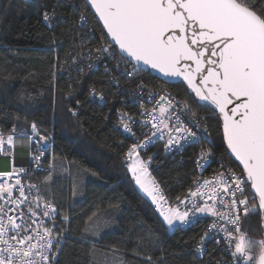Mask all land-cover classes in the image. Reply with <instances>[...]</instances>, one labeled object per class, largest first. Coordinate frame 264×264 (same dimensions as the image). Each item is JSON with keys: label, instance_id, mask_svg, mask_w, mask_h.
<instances>
[{"label": "trees", "instance_id": "16d2710c", "mask_svg": "<svg viewBox=\"0 0 264 264\" xmlns=\"http://www.w3.org/2000/svg\"><path fill=\"white\" fill-rule=\"evenodd\" d=\"M259 5L264 0H258ZM45 11L55 13L49 25L43 20ZM81 15L88 24L78 22ZM105 46L114 54L111 58L98 53ZM85 50L95 66L83 65ZM121 59L83 0H0V134L4 139L32 134L30 127L36 123L39 135L51 143L52 170L34 172L29 179L38 182L41 196L56 206L58 216L69 219L53 264L231 262L215 239L207 242L202 255L197 251L208 229L206 217L168 230L126 170L123 158L133 139L119 127V113L128 109L125 99L138 80L164 79L148 70L128 77L125 70L131 72L132 64ZM117 63L123 71L114 69ZM167 85L200 117H207L202 123L211 142L203 144L211 151L212 164L221 158L241 172L227 153L217 112L200 107L186 81ZM90 88L102 93V103L90 98ZM199 147L187 145L176 155L164 154L160 143L143 150L142 157H153L152 175L170 200L182 197L199 175ZM248 229L252 238L264 237L259 214L243 220L242 230Z\"/></svg>", "mask_w": 264, "mask_h": 264}, {"label": "snow or ice", "instance_id": "6c2138e0", "mask_svg": "<svg viewBox=\"0 0 264 264\" xmlns=\"http://www.w3.org/2000/svg\"><path fill=\"white\" fill-rule=\"evenodd\" d=\"M85 2L95 9L114 45L119 46L120 63L127 60L132 64V71L125 70V74L132 77L138 70L146 71L150 67L166 77H182L200 107H213L214 114L218 110L223 140L242 165L239 174L221 165L224 171L215 172L212 180L204 179L202 183L194 180L196 190L189 189L188 196L177 197L176 206H171L155 179L150 183L145 180V176H150L148 166L153 157L144 160L140 151L165 135L166 153L177 146L179 150L185 144H199L203 137L192 131L181 116L197 129H200L199 121L207 117L197 116L188 102L165 93L151 110L141 105L139 115L143 119L119 113L122 127L133 138L138 139L133 131L136 124L150 130V135L144 132L145 139L133 143L126 153L136 184L151 197L170 229L192 224L201 217L212 219L197 243L201 255L207 242L215 239L232 258L231 262L221 258L217 264H264V238L254 239L250 229L242 230L243 220L254 214H259L264 224V5L258 6V0ZM54 18L55 13L45 11L46 22ZM81 23H87L83 15ZM97 51L110 58L114 55L107 46ZM139 87L144 88L143 82ZM92 91L96 95L95 89ZM157 94L150 92L147 99L151 101ZM100 99L103 100L102 95ZM31 128L38 140L29 139L40 149V154L31 158L39 162L45 155L48 137L39 135L36 123ZM200 131L207 135L206 127ZM13 142V135H8L7 144L12 146ZM4 144L0 134V151ZM211 155L210 150L201 148L196 157L197 167L203 169L201 161L208 162ZM25 171L13 167L9 172H0V177L5 178L0 182V200L6 201L0 203V264H53L56 254L53 252L50 257L49 252L53 248L58 251L63 239V232L57 233L55 228L68 217L57 221L56 206L45 202L40 215L49 218L52 226H44V220L36 219L40 197L37 195L29 201L20 179ZM13 177H16L14 183H9ZM27 187L39 192L37 185ZM17 190L19 195L14 196ZM197 198L203 202L198 203ZM257 199L258 204H250V200ZM25 203H35L36 208L29 206L25 212L22 209ZM181 205L185 206L184 210Z\"/></svg>", "mask_w": 264, "mask_h": 264}, {"label": "built area", "instance_id": "2783aa9c", "mask_svg": "<svg viewBox=\"0 0 264 264\" xmlns=\"http://www.w3.org/2000/svg\"><path fill=\"white\" fill-rule=\"evenodd\" d=\"M50 14V13H49ZM82 16V15H81ZM81 16L78 17V22L81 23ZM84 16V15H83ZM44 20V19H43ZM48 25L51 23V20L46 22ZM88 19H87V23L88 24ZM82 24V23H81ZM90 38H93V34L89 35ZM85 54L87 55L86 58L82 59V63L83 65H87V66H95V63L90 62L89 60V53L87 50H85ZM106 57L110 58L108 55L105 54ZM118 64V63H117ZM117 64L114 65V69L118 72V71H123L121 66L119 65V68L117 67ZM108 67L106 65V67H104V71H107ZM130 72V71H128ZM128 76V75H127ZM129 77V76H128ZM108 80L111 83L116 82V78L113 74H109L108 75ZM141 82H143L144 88L141 89L139 87V85L141 84ZM168 83L166 81H163L162 83H147L144 82L142 79L138 80L137 83L131 88V90L129 91V95L127 96V98L125 99V105H127L128 109L122 110L120 111L123 113H126L128 115H131L133 117H135L136 119H143L144 117H141L139 115L140 111H141V105H143L144 108L151 110L155 104H156V100L159 99V97L161 95H164L165 93H171V98H175V100H180V98L176 95V93L172 92L168 85ZM160 89H163L164 91H159ZM93 89L90 88L89 90V94L91 99L94 100H98L99 102H103L104 100V96L102 95V93L99 90H95L96 95H93ZM152 92V93H158L155 96V99L149 101L147 99L148 94ZM100 95L103 96V100L100 99ZM182 102V101H181ZM197 116H199L196 113ZM181 119L183 120V122L194 132H197V135L202 136L203 138L201 139V142L198 144L199 147V151L200 152L201 148L209 150L208 148L204 147V142L209 140V135L207 134L206 136L200 131V129L205 128V126L202 123V120L199 121L200 124V129H197L196 127H194L191 123L188 122V118L181 116ZM120 121H121V117H120ZM119 121V127H121V129L124 131L125 134H127L128 136H130L122 127L121 122ZM174 123V121H172ZM31 131L32 128L30 127ZM133 131L136 133V138H133V143H139L140 141H143L145 139V135L143 134L144 132H147L150 135V130L149 128H141L140 124H136L133 126ZM14 137V142L12 146H9L7 144V137L4 139L5 140V144L3 146V151H0V172H9L13 169V167H15L17 170L19 169H25V173H21L20 174V179L22 181V183L25 186V193L28 196L29 201H33L37 195H39L40 197V207L37 210V217L36 219L38 220H44V226H52L50 219L49 218H45L42 217L40 215V213H42L43 211V205L45 202L50 203L49 201L45 200V198L43 196H41V190H40V185L38 184V182L36 180H31L29 179V177L31 176L32 173L34 172H40V173H45V172H49L52 170V163H51V158H52V152L49 149V147L51 146V143L48 142V146L45 152V155L42 157V159L37 162L35 160H33L31 157L35 156V155H39L40 154V149L38 147V145L34 142H32V140H30L29 138L32 137L34 139H36L34 137V133L32 132V134H28L26 136H21L20 134H11ZM37 140V139H36ZM155 143H160L162 150L164 152V154L166 155H176V153H178L179 151L183 150L187 145L189 144H185V146L183 148H180L179 150H177V148H179V146H177V148H173L171 152L166 153L165 152V145L167 143V136L165 135V138L162 140H157ZM131 144V145H132ZM191 145H197V144H191ZM7 147V148H6ZM7 150V152L5 151ZM142 152L140 151V156L142 157ZM198 155V154H197ZM196 155V157H197ZM144 160H147L148 158H144L142 157ZM124 160V165L126 170L131 174L133 180L135 181V178L133 177L130 169H129V164L131 163L130 160L127 159L126 155L123 158ZM212 162H214L213 160V156L211 155L210 159L208 160V162H204L201 161V163L204 164V168H198L197 167V163H196V159H195V168L197 169V172L199 175H197L194 180H200L201 183L203 182L204 179H209L212 180L213 179V174L215 172H220V171H224V168L221 167V165H225L227 166V168L231 169L232 171L236 172V173H240L238 172L236 169H234L232 166L228 165L227 162H224L220 159H216V163L213 165ZM37 163H39V168L37 167ZM148 172L150 173V178L153 179V175H152V170L150 169V166H148ZM3 177H0V182L3 181ZM16 179V177H13L9 183H14V180ZM193 180V181H194ZM157 182V180H155ZM193 181L191 183V185L188 187V191L182 196L180 197L181 199H184L186 196H188L189 194V189L195 191L196 190V185L193 184ZM29 184H34L37 185L39 187V192L37 191L36 188H33L31 190L28 189V185ZM136 184V182H135ZM137 185V184H136ZM157 185L159 187V189L162 191L159 183L157 182ZM163 195L168 199L169 204L171 206H176V200H170V198L168 196L165 195L164 191H162ZM248 191L246 190V195H248ZM19 192L18 190L14 192V196H18ZM144 195L146 196L147 200L149 201V203H151V205L153 206L154 210L157 211L159 213L158 208L156 207L155 203L152 201L151 197L148 196L147 193H144ZM225 199H228L227 196L224 197ZM6 201L4 200H0V203H5ZM197 202L198 203H202V199L197 198ZM211 203V202H210ZM253 203V200H250V204ZM29 206L36 208L35 203H32L31 205H29V203H25L22 206V209L27 212V209L29 208ZM190 206V205H189ZM219 206V205H217ZM181 210H184V205H181ZM14 214V213H13ZM63 216H56V220L59 221L62 219ZM162 217V216H161ZM208 219L209 225L212 223V219L210 217H206ZM163 219V218H162ZM69 219L67 221H64L63 223H60L58 226H56L55 231L57 233L63 232V238H65L68 234L67 232V223H68ZM166 224V222H164ZM208 225V226H209ZM167 226V225H166ZM186 226V225H185ZM184 227V226H182ZM168 230H175V229H170L167 226ZM208 230V229H207ZM264 238V237H263ZM63 240V239H62ZM258 240V239H257ZM34 243L36 241H33ZM57 249L53 248L52 252H49V256L51 257L53 252L56 254ZM230 254V253H229ZM232 259V258H231Z\"/></svg>", "mask_w": 264, "mask_h": 264}, {"label": "water", "instance_id": "95a60500", "mask_svg": "<svg viewBox=\"0 0 264 264\" xmlns=\"http://www.w3.org/2000/svg\"><path fill=\"white\" fill-rule=\"evenodd\" d=\"M83 2L85 3L86 7H88L89 11L91 12V14L94 16V18L98 22L100 28L103 30V33H104V36L106 37V39L109 41V43L111 45H114V42L112 41L111 36L107 34V30L103 26V21L100 20L98 14L95 13V9L90 6V3L86 4L85 0H83ZM113 47L115 48V50H117L119 52V46L118 45H114ZM119 54H120V52H119ZM148 71H150L153 75H157L161 79H164V81H166L169 84L177 83V82L183 80L182 77H175V78L174 77H166L162 73H160L158 70H153L150 67L148 68ZM211 108L213 109V107H211ZM216 112L218 114V110H216ZM221 123H222V118H221ZM221 127L223 129V124L221 125ZM222 134H223V130H222ZM223 142H224V144L226 145V148H227L226 141L223 140ZM227 153H228V155H230L238 163L239 166H241V169H242V165L240 164V162L238 160H236V158L234 157V155H232L230 153V150L227 149ZM252 191L254 192V190H252ZM263 231H264V224H263Z\"/></svg>", "mask_w": 264, "mask_h": 264}, {"label": "rangeland", "instance_id": "374dc122", "mask_svg": "<svg viewBox=\"0 0 264 264\" xmlns=\"http://www.w3.org/2000/svg\"><path fill=\"white\" fill-rule=\"evenodd\" d=\"M145 180L146 181H148L149 183H150V181L152 180L151 178H150V176H145ZM137 186H138V189H139V191H143V189H141L140 188V186L137 184ZM144 192V191H143ZM145 193V192H144Z\"/></svg>", "mask_w": 264, "mask_h": 264}, {"label": "crops", "instance_id": "0c3cea01", "mask_svg": "<svg viewBox=\"0 0 264 264\" xmlns=\"http://www.w3.org/2000/svg\"><path fill=\"white\" fill-rule=\"evenodd\" d=\"M138 187V186H137ZM140 192H142L143 194H144V192L143 191H140Z\"/></svg>", "mask_w": 264, "mask_h": 264}]
</instances>
